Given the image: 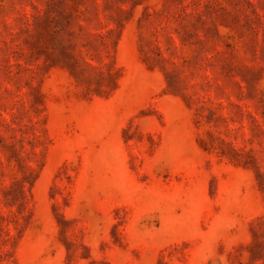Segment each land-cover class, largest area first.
<instances>
[{"label":"rangeland","instance_id":"374dc122","mask_svg":"<svg viewBox=\"0 0 264 264\" xmlns=\"http://www.w3.org/2000/svg\"><path fill=\"white\" fill-rule=\"evenodd\" d=\"M0 264H264V0H0Z\"/></svg>","mask_w":264,"mask_h":264}]
</instances>
